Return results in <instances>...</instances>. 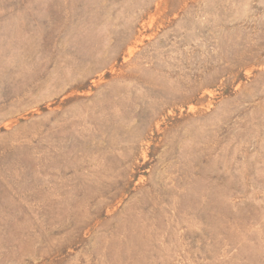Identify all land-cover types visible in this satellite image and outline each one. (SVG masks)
Returning a JSON list of instances; mask_svg holds the SVG:
<instances>
[{
    "label": "rangeland",
    "instance_id": "1",
    "mask_svg": "<svg viewBox=\"0 0 264 264\" xmlns=\"http://www.w3.org/2000/svg\"><path fill=\"white\" fill-rule=\"evenodd\" d=\"M0 264H264V0H0Z\"/></svg>",
    "mask_w": 264,
    "mask_h": 264
}]
</instances>
